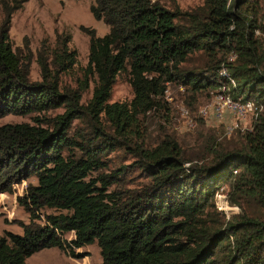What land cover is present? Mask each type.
<instances>
[{
    "label": "trees",
    "instance_id": "trees-1",
    "mask_svg": "<svg viewBox=\"0 0 264 264\" xmlns=\"http://www.w3.org/2000/svg\"><path fill=\"white\" fill-rule=\"evenodd\" d=\"M24 1L0 0V116L36 114L33 123H0V193L31 176L36 182L16 196L30 220L22 233L0 234V264H26L51 246L75 254L66 246L93 242L99 264H264V36L255 33L264 30V0H202L185 9L94 0L90 11L109 28L98 35L81 25L88 59L76 88L61 84L60 73L76 62L64 41L50 53L55 69L40 60L41 79L29 77V61L9 40ZM196 52L204 62L185 66ZM222 65L235 80L233 97L261 107L252 128L220 138L202 126L193 142L181 139L169 128L166 83L213 95L226 81ZM121 72L133 96L109 101ZM89 81L92 95L82 103ZM152 110L166 122L153 135L145 120ZM76 118L84 125L71 134ZM117 149L131 161L115 163L109 153ZM223 184L239 207L228 217L214 200ZM72 229L71 240L61 236Z\"/></svg>",
    "mask_w": 264,
    "mask_h": 264
},
{
    "label": "rangeland",
    "instance_id": "rangeland-1",
    "mask_svg": "<svg viewBox=\"0 0 264 264\" xmlns=\"http://www.w3.org/2000/svg\"><path fill=\"white\" fill-rule=\"evenodd\" d=\"M166 6L177 4L181 8H191L202 0H156ZM94 0H25L23 5L14 10L11 17L9 27V40L23 59L29 61V77L31 80L41 79L40 75V60H46L50 68L55 69L51 63L52 53L54 50H59L61 43H67L70 49L76 50V62L69 71L60 73L62 85H68L71 88H76L78 78L82 77L88 59V44L89 36L81 25L92 27L96 34L102 35L108 31L109 26L102 18H96L90 11V4ZM3 18V10L0 2V24ZM260 35V34H259ZM69 37V39H68ZM46 57V58H45ZM26 60V61H27ZM205 57L199 52L194 53L185 66L192 67L202 64ZM164 93V100L169 106L168 116L170 118L169 128L177 132L181 139L193 142L197 137V133L203 126L204 129L215 128L220 138H228L234 135V132L251 129L256 115L261 111L248 113L242 118H238L228 109H224L220 114L216 112L210 104L213 95L203 90L202 92L193 93L187 90L184 85L178 82H167ZM93 82L89 81V86L86 88L81 97V102L86 103L92 95ZM133 96V89L128 81V74L121 72L117 75L112 87L109 101H128ZM207 107L208 112L201 115L200 108ZM211 106V108H210ZM185 107L189 110L195 121V125L186 126L181 118V108ZM64 108L58 107L49 110L47 115L53 116ZM257 113V114H256ZM35 112L27 114L8 113L0 116V123L4 122H19L28 121L33 123V115ZM87 118L88 114L85 113ZM149 123L151 134H157L159 124L166 123L162 117L153 110L148 112L145 120ZM237 123L232 131L225 132V128L229 125ZM76 125L83 126V122L74 119L70 133ZM72 134V133H71ZM109 157L115 159V163L129 162L132 157L128 152L117 149L109 153ZM36 182L35 177H29L16 184V190L9 193L8 196L0 195V234L5 230L15 233H22V222L30 220L29 212L23 205L16 201V196L22 193L27 182ZM219 196L216 195L214 200L217 209L222 210L224 204V195L227 197L226 185H221L218 189ZM229 205L230 202H228ZM235 205V204H234ZM236 209H228L229 214L238 212ZM44 212H52V208H44ZM225 211V210H224ZM225 213V212H224ZM44 221V217H41ZM65 236L70 238L73 236L71 231L65 232ZM78 254H69L65 249H60L57 246L44 247L30 254L26 258V264H99L102 261L99 246L96 242L86 244L76 249Z\"/></svg>",
    "mask_w": 264,
    "mask_h": 264
},
{
    "label": "built area",
    "instance_id": "built-area-1",
    "mask_svg": "<svg viewBox=\"0 0 264 264\" xmlns=\"http://www.w3.org/2000/svg\"><path fill=\"white\" fill-rule=\"evenodd\" d=\"M255 33L257 34H260V35H263L264 36V30L261 31L259 29H256L255 30ZM229 59L231 60H234L235 59V55L234 54H230ZM219 74L222 76V77H225L226 81H224L219 90L214 93L212 99H211V102L210 104L213 106V108L216 110V112L218 114H220L224 109H228L229 111H231L232 113H234L238 118H242L244 116H246L248 113H253V112H257L258 109H259V106L254 102V100L252 99H242V98H234L233 95L231 94V92L229 91L230 89V86L232 85H235V80L231 77V75L228 73L227 71V68L222 65L219 70H218ZM211 108V106H210ZM208 108L205 106V107H202L200 108V113L201 115H205L207 114ZM257 114V113H256ZM181 118L183 120V123L186 125V126H193L195 125V121L193 119V117L191 116L189 110L185 107H182L181 108ZM237 126V123H234V125H229L225 128V132L226 133H229L230 131H232V129ZM187 164V163H186ZM18 184V183H16ZM16 184H15V187H16ZM25 188V187H24ZM24 190V189H23ZM22 190V192H23ZM219 191L216 193V195L219 196ZM19 194H22V193H19ZM224 205L222 210L223 212H225L226 216L228 217L230 214L228 212V209H236L234 211H237L238 210V206L237 205H229V200L227 198H225V195H224ZM231 204V203H230ZM225 210V211H224ZM57 230V228H56ZM73 233V236L68 238L65 236V232L64 233H61V236L66 238L67 240H71L72 238L75 237V234H74V230H69ZM68 232V231H66ZM86 244H83V245H73L71 244L70 246H66V248H68V251L70 250V248L73 250V252L75 254H78V251H76L77 248L79 247H82Z\"/></svg>",
    "mask_w": 264,
    "mask_h": 264
},
{
    "label": "crops",
    "instance_id": "crops-1",
    "mask_svg": "<svg viewBox=\"0 0 264 264\" xmlns=\"http://www.w3.org/2000/svg\"><path fill=\"white\" fill-rule=\"evenodd\" d=\"M1 194H3L4 197H5V196H8L9 193H7V192H1L0 195H1Z\"/></svg>",
    "mask_w": 264,
    "mask_h": 264
}]
</instances>
